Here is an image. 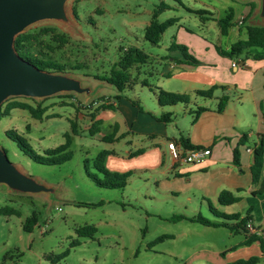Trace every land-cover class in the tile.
Listing matches in <instances>:
<instances>
[{
	"label": "rangeland",
	"instance_id": "rangeland-1",
	"mask_svg": "<svg viewBox=\"0 0 264 264\" xmlns=\"http://www.w3.org/2000/svg\"><path fill=\"white\" fill-rule=\"evenodd\" d=\"M251 1L67 0L70 26L64 21L44 19L24 30L55 26L65 33L68 42L51 55L66 64V72L79 79L90 91L60 92L42 98L9 97L32 105L39 103L45 111L41 119H35L26 110L18 108L1 116L0 147L20 171L52 187V190L16 193L0 184V208L7 206L18 211V214L0 213V264H4L5 254L8 257L6 264H214L205 254L234 241L226 242L224 230L203 231L200 224L177 219L171 202L155 193L149 171L134 170L146 157L137 154L127 161L106 157L104 164L109 171L128 174L122 188L98 187L86 175L84 160L87 158L89 172L102 178L92 166L96 154L108 148V144L99 139L110 130L102 120L108 121L110 115L118 117L111 110L98 108L100 102L114 100L116 90L94 75L108 73L122 53L119 47L135 45L148 55V59L145 64L131 67L132 81L137 84L146 79L152 86V89L143 87V91L138 89L135 94L142 101L150 102L160 78L157 72L166 70L168 64L164 62L174 54H180L178 50H168L177 34H181L177 31L216 42L213 19L220 17L230 6L237 15ZM161 3L167 7L161 10L157 20L178 17V22L169 26L159 43L154 45L144 38V27ZM186 7L208 11L210 14L204 16L210 19L203 20ZM238 18L235 17V21ZM244 32L245 29L241 28L240 36L231 31L221 36V45L227 46L243 37ZM188 52L193 55L191 50ZM79 64L84 66L71 69ZM126 92L128 95L133 93L129 89ZM91 113L95 114L93 119L101 121L94 135L89 132L93 123ZM71 121L75 123L76 134L71 132ZM9 129L22 135L38 154L64 143V133L68 132L71 143L67 150L71 152V158L61 164L36 163L6 136L5 131ZM120 147L119 141L114 144L116 152ZM31 213L36 214L37 221L27 232L22 225ZM83 225L96 227L93 237L78 236L76 229ZM75 239L80 243L71 247L70 243ZM66 249H69L68 255L58 262L52 263L45 258V255L59 254ZM241 253V257L247 256L243 251ZM256 254L250 253L248 258Z\"/></svg>",
	"mask_w": 264,
	"mask_h": 264
},
{
	"label": "crops",
	"instance_id": "crops-1",
	"mask_svg": "<svg viewBox=\"0 0 264 264\" xmlns=\"http://www.w3.org/2000/svg\"><path fill=\"white\" fill-rule=\"evenodd\" d=\"M251 2L255 3V7L251 8L248 2L235 17L244 16L247 24L264 25V18L256 19L259 1ZM213 22L216 23V20L213 19ZM240 29L235 25L225 35L231 31L240 36ZM177 32L181 34H177L174 42L183 41L182 44L191 50L199 63H180L169 58L164 62L168 68L157 72L160 78L155 87L184 94L188 101L160 106L155 92L150 102L142 101L135 94L136 90L143 91L145 87L138 85L139 82L127 88L133 91L132 95L127 94V89L124 90L117 102L110 101L117 107L111 112L118 114V117L110 115L108 121L102 120L110 128L105 135L118 137L105 142L108 144L105 149L110 151L107 159L117 157L120 161H127L137 154L146 157L134 170L149 171L155 193L171 202L174 213L184 217L180 221L200 224L203 231L224 230L226 242H234L205 254L214 264L247 259L253 252L258 256L256 264H264V250L260 242H248L250 236L258 235L248 234L238 219L218 216L212 210L240 218L247 216L254 225L264 227V191L258 193L264 178V150L256 182H253L250 170L253 149L261 135H264V48H250L234 57L220 55L215 46L228 49L233 42L224 47L221 45L220 37L223 35L217 23L216 42L204 36L189 37L185 32ZM245 36L244 32L243 37L235 41ZM173 57L182 58L180 54H174ZM232 62H237L238 66L233 67ZM211 87L215 89L210 96L196 94L198 90ZM221 97H225L224 106L218 110ZM131 100L136 101L143 110L132 104ZM163 112L170 113V121L160 122L152 116ZM182 140L191 148H207L210 154L200 163L175 162L170 156L168 143L174 142L188 150ZM118 141L121 147L116 152L114 144ZM236 147L237 162L234 160ZM139 150L141 152L137 153ZM223 191H228L236 200L231 203L220 202L219 196ZM198 216L218 225H203L189 220ZM241 250L247 256L241 257Z\"/></svg>",
	"mask_w": 264,
	"mask_h": 264
},
{
	"label": "trees",
	"instance_id": "trees-1",
	"mask_svg": "<svg viewBox=\"0 0 264 264\" xmlns=\"http://www.w3.org/2000/svg\"><path fill=\"white\" fill-rule=\"evenodd\" d=\"M178 3H181L180 0H174ZM250 7H255L254 2H250ZM167 6L164 4H160L158 9H154L152 12V16L148 24L144 27V38L149 41L150 43L157 45L161 39L163 32L171 25L178 22V17H170L164 21H158L157 16L161 12L162 9L166 8ZM186 9L192 13L200 15V18L203 20L210 19L209 17L204 16V14H210L208 11L204 9L199 10H192L191 8ZM73 13L76 16L75 9H73ZM216 23L219 28V32L222 35H225L228 30L238 25L235 21V10L232 6L228 7L223 14L216 18ZM239 28L245 29V38L238 39L237 41L233 42L228 49H221L218 46H215L216 51L222 56L234 57L236 55L241 54L245 50L250 48H264V25H251L246 23V19L244 18L242 23L239 24ZM68 42V36L60 32L57 27L55 26H42L37 28L34 31H23L16 35L14 39V48L17 53L24 58L25 60L31 62L36 67L42 70L53 71V72H61L66 71V64L56 60L53 58L51 53L55 51V49L61 48L64 44ZM119 50L122 53L119 55L117 61H115L111 68L109 69L108 73L106 74H96L94 75L97 79L102 80L110 84L112 87L115 88L116 94L113 95V101L117 102L121 98V93L126 90L127 88H132L135 81H132V75L130 73V69L132 66L136 64H145L148 55L139 47L135 45H130L128 47H119ZM168 50H178L180 55L182 56L181 59H177L172 57V59L176 62L180 63H188V64H198L199 60L195 58L194 55L188 52V47L184 44H179L176 42H172L168 48ZM168 58V56H166ZM83 64L72 66L71 69H79L83 67ZM141 86L148 87V89H152L150 83L147 82L146 79H143L139 82ZM215 87H211L207 90H198L196 94L202 96H210L212 91ZM154 92L156 93L157 102L160 106H170L180 102H187L188 97L184 94L166 91L159 87H154ZM225 97H221L218 104V110H221L224 106ZM132 104L136 105L140 110L143 108L134 100H131ZM22 109L26 110L33 118L41 119L42 114L45 111V107H42L39 103L32 105L25 101H20L13 98H7L1 104L0 108V117L9 115V112L13 109ZM99 109H107V110H116V106L109 101L107 103L100 102L98 105ZM151 114V113H150ZM90 116L92 117V127L90 128L89 132L91 135H94L98 129L97 125L101 122L98 119H93L95 114L91 113ZM157 121L160 122H168L170 121V113L163 112L159 115L155 116L152 115ZM71 132L76 134L75 123L70 122ZM7 137L13 140L18 147L27 154L31 160L39 164L45 165H52V164H61L62 162L69 160L71 158V152L67 150L71 143V135L68 132L64 133L65 141L61 145L55 148H47L43 151V154L36 153L30 145L27 143L25 138L20 135L14 129H9L5 131ZM118 137L114 138V135H102L100 137L101 141L104 142H111L116 140ZM182 143L185 148L191 149L185 140H182ZM243 143V140H242ZM264 150V135H261L259 138L258 143L255 145L253 149V162L251 165V175L253 182L258 180L260 169L262 166V154ZM139 150L137 153H140ZM110 153L109 150L102 149L100 150L95 158L92 160L93 168L102 176L99 178L97 174L90 173L88 170L89 167V160L86 158L84 160V168L86 175L98 186L102 188H122L125 184V179L128 177V174H120L117 172H111L105 167V159L107 155ZM238 148L234 149V160L237 162ZM264 191V178L262 181L261 190L258 191L259 194L263 193ZM219 200L222 203H231L236 200L235 197L231 196L228 191L221 192L219 196ZM213 212L222 217L226 218H235L238 219L240 225H244L245 219L248 217L245 216L240 218L237 215H225L224 213L218 212L215 209H212ZM0 213H9V214H18L13 208L10 207H2L0 208ZM183 216H177V219H183ZM189 220L199 222L203 225H210V226H217L218 223L214 221H210L206 218L201 216L196 217L195 219L189 218ZM37 216L35 213H31L23 222L22 228L23 230L30 232L32 227L36 224ZM78 236H87L93 237L94 233L96 232V227L93 225H83L76 229ZM258 240L260 242V247L264 250V240L258 236H250L248 238V242H252ZM80 243L78 239L71 241L70 246H76ZM69 253V249L64 250L63 252L55 255H45V258L48 259L50 262L55 263L59 260L66 257ZM8 259L7 254L3 257V263L6 264V260ZM258 262L257 256H251L247 259H238L233 262H229L226 264H256ZM9 264H16L15 262Z\"/></svg>",
	"mask_w": 264,
	"mask_h": 264
},
{
	"label": "water",
	"instance_id": "water-1",
	"mask_svg": "<svg viewBox=\"0 0 264 264\" xmlns=\"http://www.w3.org/2000/svg\"><path fill=\"white\" fill-rule=\"evenodd\" d=\"M259 1L256 19L264 18V0ZM67 0H0V108L13 96L42 98L60 92L89 93V87L66 71L42 70L22 58L14 39L31 24L44 20L68 22ZM0 184L16 193L49 192L43 182L20 171L0 147Z\"/></svg>",
	"mask_w": 264,
	"mask_h": 264
},
{
	"label": "built area",
	"instance_id": "built-area-1",
	"mask_svg": "<svg viewBox=\"0 0 264 264\" xmlns=\"http://www.w3.org/2000/svg\"><path fill=\"white\" fill-rule=\"evenodd\" d=\"M243 19L244 16H239L236 23L238 25L241 24ZM231 65L233 67H237L238 63L232 62ZM168 150L170 156L175 162L182 163H200L210 154V150L207 148L194 147L188 150H184L174 142L168 143ZM244 228L248 234H255L264 238V227L254 225L251 219H245Z\"/></svg>",
	"mask_w": 264,
	"mask_h": 264
},
{
	"label": "bare ground",
	"instance_id": "bare-ground-1",
	"mask_svg": "<svg viewBox=\"0 0 264 264\" xmlns=\"http://www.w3.org/2000/svg\"><path fill=\"white\" fill-rule=\"evenodd\" d=\"M70 24H71L70 22L65 23L66 26H70Z\"/></svg>",
	"mask_w": 264,
	"mask_h": 264
}]
</instances>
